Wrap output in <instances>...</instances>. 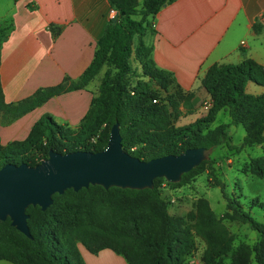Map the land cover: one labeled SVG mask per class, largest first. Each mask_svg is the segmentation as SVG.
I'll return each instance as SVG.
<instances>
[{
    "label": "trees",
    "instance_id": "obj_1",
    "mask_svg": "<svg viewBox=\"0 0 264 264\" xmlns=\"http://www.w3.org/2000/svg\"><path fill=\"white\" fill-rule=\"evenodd\" d=\"M168 1L143 0L141 8H138L137 0H109L117 14L109 19L97 41L91 63L79 81L71 86L66 87L65 81L57 86L40 88L14 104H4L0 85V113L3 122L7 123L53 95L87 86L103 67H107L100 96L92 99L91 108L78 130H66L50 116H44L35 122L24 140L0 145V167L6 163L22 162L33 166L47 157L49 149L65 154L79 150L101 152L108 144L110 128L116 121L120 125L124 152L140 160L178 155L200 146L216 149L224 145L229 151L238 152L240 147L232 143L227 124L211 127L221 110L229 112L231 124L242 126L244 147L263 144L264 93L249 95L245 91L250 82L264 86V66L252 58L237 64L211 65L202 79L212 101L207 116L198 118L187 127L167 125L169 112L179 111L180 99L184 100L188 110L191 98H185L177 89L171 92L177 88L176 80L171 72L155 67L151 60V47L144 43L142 37L147 31H154L149 18L154 17ZM254 28L256 32L262 30L259 25ZM6 29L0 27V49L7 38ZM132 58L139 64L146 80L130 87ZM111 69L115 70L113 74ZM153 85L166 93L169 106H160L156 99L151 98ZM208 163L210 159L201 162L190 173L181 176L177 183L166 182L164 178L155 179L151 189H104L90 185L77 192L67 190L62 194L56 193L52 197L54 203L46 210L42 211L39 206L26 209L31 238L12 227L8 218L0 221V260L13 264H85L78 249L80 242L93 254L110 248L125 257L128 264H186L196 232L205 245L202 254L204 262L225 264L224 256L231 249L234 235L223 220H230L239 221L260 234L254 246L239 245L231 256L230 264H250L251 256L257 264H264V224L243 212L239 200L226 196L225 185L212 171L214 186L227 200L226 211L220 218L215 216L209 200L204 197H199L184 217L168 212V202L160 195L162 183L171 188L184 186L203 173ZM248 169L262 177L264 155L251 159ZM251 202L264 208L258 199ZM80 214L99 225L96 227L99 232L108 231L117 236L116 244L95 248L89 245L86 227L77 222ZM61 215L69 218V222L62 225ZM105 216L112 218V227L102 225L106 222Z\"/></svg>",
    "mask_w": 264,
    "mask_h": 264
},
{
    "label": "crops",
    "instance_id": "obj_2",
    "mask_svg": "<svg viewBox=\"0 0 264 264\" xmlns=\"http://www.w3.org/2000/svg\"><path fill=\"white\" fill-rule=\"evenodd\" d=\"M137 2L141 8L143 0ZM111 9L109 0H0V27L7 28L0 49L1 101L14 104L40 88L78 82L110 22ZM149 20L154 31H147L142 40L151 47L155 67L171 72L176 80L171 92L177 89L191 98L184 116L195 114L199 102V110L207 113L201 106L210 96L202 79L211 65L252 58L264 66V0H169ZM255 25L262 30L256 32ZM94 81L53 95L7 123L0 113V145L24 140L44 116L66 130H78L96 95ZM254 84L247 85L246 93ZM262 93L264 89L250 94ZM189 212L180 208L170 214L184 217ZM78 249L85 264H128L110 248L96 254ZM203 250L204 243L197 240L186 264H206ZM0 264L13 263L2 259Z\"/></svg>",
    "mask_w": 264,
    "mask_h": 264
},
{
    "label": "water",
    "instance_id": "obj_3",
    "mask_svg": "<svg viewBox=\"0 0 264 264\" xmlns=\"http://www.w3.org/2000/svg\"><path fill=\"white\" fill-rule=\"evenodd\" d=\"M108 139L106 147L98 153L79 150L65 154L49 149L47 157L33 166L24 162L1 166L0 221L8 218L12 227L31 238L26 209L39 206L46 210L54 203L52 197L56 193L77 192L90 185L104 189H151L153 181L161 178L177 183L215 150L200 146L178 155L140 160L124 152L117 121L111 126Z\"/></svg>",
    "mask_w": 264,
    "mask_h": 264
},
{
    "label": "rangeland",
    "instance_id": "obj_4",
    "mask_svg": "<svg viewBox=\"0 0 264 264\" xmlns=\"http://www.w3.org/2000/svg\"><path fill=\"white\" fill-rule=\"evenodd\" d=\"M152 23V22H151ZM136 42H134L135 44ZM131 69L132 74L129 77V85L133 87L140 80H146V77L142 76L141 68L139 64L132 58L131 59ZM107 70V67H103L98 76L94 78L93 88L95 90V97L100 96V86L103 83V77ZM115 72L111 69V74ZM255 86V87H254ZM252 89L248 90L247 93H257L262 92L263 87L254 84ZM256 91V92H255ZM151 98L157 100V104L162 106H169L167 102L168 98L166 93L160 89L157 85L151 87ZM153 102V101H152ZM183 105V106H182ZM200 102L196 104L197 112L192 116H184L183 113L186 112L184 109V104H182V99H180L178 104L179 111L171 110L166 118L167 125L173 128L187 127L191 123L195 122L198 118L207 116V113H203L199 110ZM229 112L227 110H222L221 113L215 118V122L211 124L212 128L219 126L220 124H227L228 134L231 135L233 139V144L240 147L238 152L229 151L226 146L221 145L217 147L213 153H211L209 159L210 163L206 164L205 171L191 179V181L178 188H171L165 182L162 183L161 188V198H164L168 202V212L175 213L180 208L191 210L199 197L207 198L210 202V207L217 218L226 211L227 200L223 198L222 193L219 188H216L213 184V175L216 176L218 180H221L225 185L224 191L227 197L231 199L239 200L241 203V209L243 212L248 213L254 217L257 221L264 224V208L257 204H253L251 201L253 199H258L264 204V175L262 177L255 176L250 169H248V164L251 159L260 157L264 155V143L261 145H253L251 147L243 146L244 131L241 125L231 124ZM188 215V213H187ZM61 224H66L69 222V218L64 215L60 216ZM106 222L102 225L113 226V220L110 216H105ZM77 222L84 225L86 228L88 244L93 248L102 247L103 245H114L118 241V237L112 235L108 231L99 232L96 227L97 224H93V221L89 220L86 215L80 214ZM223 223L231 231L233 236V241L231 244V249L225 254V264H230L232 260V254L239 245L254 246L258 243L260 239V234L248 228L247 225L241 224L239 221L223 220ZM193 222H191V225ZM195 230V228L193 229ZM202 239L196 235H193L192 241L195 245L196 241ZM78 246L84 247L80 242ZM205 247V245H204ZM85 248V247H84ZM4 253V252H2ZM250 264H257L254 261L253 256H251ZM14 258V257H13Z\"/></svg>",
    "mask_w": 264,
    "mask_h": 264
},
{
    "label": "built area",
    "instance_id": "obj_5",
    "mask_svg": "<svg viewBox=\"0 0 264 264\" xmlns=\"http://www.w3.org/2000/svg\"><path fill=\"white\" fill-rule=\"evenodd\" d=\"M116 14H117V12L114 9H111L110 12H109V19H113L116 16ZM241 43H244V42H241ZM211 106H212V101L209 98V99L204 100V102L202 103L201 107H202V110H205V111L208 112L210 110ZM93 141H95V138H94Z\"/></svg>",
    "mask_w": 264,
    "mask_h": 264
}]
</instances>
